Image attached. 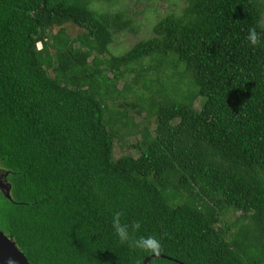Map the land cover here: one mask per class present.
I'll list each match as a JSON object with an SVG mask.
<instances>
[{
    "label": "trees",
    "instance_id": "trees-1",
    "mask_svg": "<svg viewBox=\"0 0 264 264\" xmlns=\"http://www.w3.org/2000/svg\"><path fill=\"white\" fill-rule=\"evenodd\" d=\"M111 2L0 0V230L30 264H264V0H186L122 55ZM128 106L156 128L116 159Z\"/></svg>",
    "mask_w": 264,
    "mask_h": 264
},
{
    "label": "rangeland",
    "instance_id": "rangeland-1",
    "mask_svg": "<svg viewBox=\"0 0 264 264\" xmlns=\"http://www.w3.org/2000/svg\"><path fill=\"white\" fill-rule=\"evenodd\" d=\"M186 0H112L111 11L122 10L126 12L130 18L133 19L134 25L133 30L130 32H124L116 37L114 44L112 45V51L116 55H122L124 52L128 51L135 43L142 39H147L153 36V27L162 17L169 13H179L185 6ZM264 24V18H263ZM68 33L72 37H76L84 33V30L69 26ZM152 76V75H151ZM132 77H130L131 79ZM123 82L120 84L122 88ZM138 97L143 94L146 98L149 93H143L141 88L136 89ZM136 95H131L128 97L127 102L135 103L139 99ZM196 107L199 109L200 105L197 104ZM129 118H132L131 130H133V135H125L122 140L116 142L114 156L116 159L122 156H133L135 158L139 157L140 153L133 146L142 142L145 137V133L148 131L153 134L156 128V122L154 119H147L146 114L138 115V109L128 106L126 107ZM230 219H233V214H228Z\"/></svg>",
    "mask_w": 264,
    "mask_h": 264
},
{
    "label": "clouds",
    "instance_id": "clouds-1",
    "mask_svg": "<svg viewBox=\"0 0 264 264\" xmlns=\"http://www.w3.org/2000/svg\"><path fill=\"white\" fill-rule=\"evenodd\" d=\"M247 39L252 46H256L258 44L260 37L255 29H251L247 36ZM112 226L115 230L116 235L118 236L119 240L122 243L133 242L136 247L143 249V250L157 251L159 249V241L156 240V238L152 236L140 237L139 239H136L135 241H133L131 231L138 229L140 225L136 224L132 226V229L130 230L129 225L121 223V218L119 214H117L113 218Z\"/></svg>",
    "mask_w": 264,
    "mask_h": 264
},
{
    "label": "water",
    "instance_id": "water-1",
    "mask_svg": "<svg viewBox=\"0 0 264 264\" xmlns=\"http://www.w3.org/2000/svg\"><path fill=\"white\" fill-rule=\"evenodd\" d=\"M6 196L10 194V188L2 189ZM161 255H153L148 257L143 264H149V262ZM0 264H30L26 255L18 248L16 243L11 237L5 235L0 230Z\"/></svg>",
    "mask_w": 264,
    "mask_h": 264
},
{
    "label": "flooded vegetation",
    "instance_id": "flooded-vegetation-1",
    "mask_svg": "<svg viewBox=\"0 0 264 264\" xmlns=\"http://www.w3.org/2000/svg\"><path fill=\"white\" fill-rule=\"evenodd\" d=\"M7 187L10 188V185L8 183V174L5 173L0 167V192H3L2 189Z\"/></svg>",
    "mask_w": 264,
    "mask_h": 264
},
{
    "label": "built area",
    "instance_id": "built-area-1",
    "mask_svg": "<svg viewBox=\"0 0 264 264\" xmlns=\"http://www.w3.org/2000/svg\"><path fill=\"white\" fill-rule=\"evenodd\" d=\"M38 48H39V49H41V48H42V46H41V45H39V46H38Z\"/></svg>",
    "mask_w": 264,
    "mask_h": 264
}]
</instances>
